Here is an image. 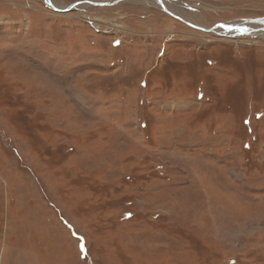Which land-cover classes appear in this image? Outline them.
Listing matches in <instances>:
<instances>
[{
    "label": "rangeland",
    "instance_id": "374dc122",
    "mask_svg": "<svg viewBox=\"0 0 264 264\" xmlns=\"http://www.w3.org/2000/svg\"><path fill=\"white\" fill-rule=\"evenodd\" d=\"M79 1L0 0V264H264V0Z\"/></svg>",
    "mask_w": 264,
    "mask_h": 264
},
{
    "label": "water",
    "instance_id": "95a60500",
    "mask_svg": "<svg viewBox=\"0 0 264 264\" xmlns=\"http://www.w3.org/2000/svg\"><path fill=\"white\" fill-rule=\"evenodd\" d=\"M85 1V2H84ZM117 1H121V0H109V1H103V2H95V1H93V0H81V1H79L80 3H87V5H89V4H91V5H95V4H103V3H107V4H111V3H115V2H117ZM78 2V3H79ZM146 2H148L149 3V1H146ZM149 4H151L153 7H155V8H158L157 7V5H154L153 4V2H150ZM52 8L54 9V10H65V9H68L67 7L66 8H64V9H59V8H57V7H55V6H52ZM159 8H161V9H164V10H166V11H168L169 13H171V14H173L174 16H176V18H178V19H180V20H182L183 22H186V23H188L186 20H184V19H182L180 16H177V15H175L174 13H172L166 6H163V5H161ZM254 20H258V21H263L264 20V18H256V19H254ZM224 22H222V23H218L219 25H222ZM191 26H194V27H197V28H199V26H196V25H194V24H191V23H189ZM200 29H203V28H200ZM211 29H213L212 27L211 28H209V30H211Z\"/></svg>",
    "mask_w": 264,
    "mask_h": 264
},
{
    "label": "bare ground",
    "instance_id": "6f19581e",
    "mask_svg": "<svg viewBox=\"0 0 264 264\" xmlns=\"http://www.w3.org/2000/svg\"><path fill=\"white\" fill-rule=\"evenodd\" d=\"M108 1H109V0H108ZM145 1H146V0H145ZM148 1H149V3H150V2H152L153 0H152V1H151V0H148ZM173 4H174V3H173ZM173 4H168V5H171V6H172ZM251 20H252V21L259 22V23H260V22L262 23V22L264 21V20H263V21H258V20H254V19H251ZM234 23H235V22H234ZM222 25H225V24H222ZM228 27H229V26H226V27L223 28V29H221V27H219V29H218V30L216 29L215 31L220 33V32L223 30L224 32L232 33V31H230V29H228ZM246 27H247V26H246ZM262 27H263V28H262ZM262 27H261V29H262V31H264V26H262ZM262 31H261V32H262ZM241 33H242V32H241ZM238 34H239V33H238ZM262 35H264V32H263Z\"/></svg>",
    "mask_w": 264,
    "mask_h": 264
}]
</instances>
